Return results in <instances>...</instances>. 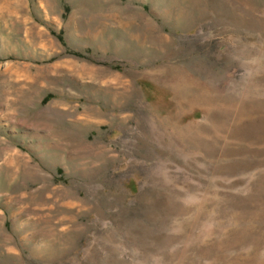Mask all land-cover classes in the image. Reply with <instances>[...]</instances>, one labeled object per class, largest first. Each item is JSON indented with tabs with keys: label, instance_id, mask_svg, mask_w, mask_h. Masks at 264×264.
<instances>
[{
	"label": "rangeland",
	"instance_id": "1",
	"mask_svg": "<svg viewBox=\"0 0 264 264\" xmlns=\"http://www.w3.org/2000/svg\"><path fill=\"white\" fill-rule=\"evenodd\" d=\"M0 264H264V0H0Z\"/></svg>",
	"mask_w": 264,
	"mask_h": 264
}]
</instances>
